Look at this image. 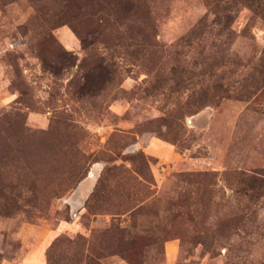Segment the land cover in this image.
I'll return each instance as SVG.
<instances>
[{
	"label": "rangeland",
	"instance_id": "1",
	"mask_svg": "<svg viewBox=\"0 0 264 264\" xmlns=\"http://www.w3.org/2000/svg\"><path fill=\"white\" fill-rule=\"evenodd\" d=\"M0 264H264V0H0Z\"/></svg>",
	"mask_w": 264,
	"mask_h": 264
},
{
	"label": "trees",
	"instance_id": "2",
	"mask_svg": "<svg viewBox=\"0 0 264 264\" xmlns=\"http://www.w3.org/2000/svg\"><path fill=\"white\" fill-rule=\"evenodd\" d=\"M252 3H253V2H249V5H253ZM257 3H258V4H256V6H259V5H260L259 1H257Z\"/></svg>",
	"mask_w": 264,
	"mask_h": 264
}]
</instances>
